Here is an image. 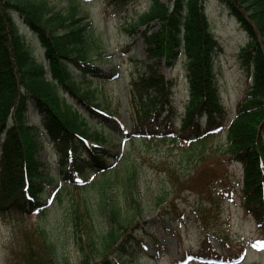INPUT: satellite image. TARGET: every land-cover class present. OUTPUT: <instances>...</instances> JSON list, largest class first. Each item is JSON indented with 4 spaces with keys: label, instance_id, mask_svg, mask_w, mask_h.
I'll list each match as a JSON object with an SVG mask.
<instances>
[{
    "label": "trees",
    "instance_id": "obj_1",
    "mask_svg": "<svg viewBox=\"0 0 264 264\" xmlns=\"http://www.w3.org/2000/svg\"><path fill=\"white\" fill-rule=\"evenodd\" d=\"M132 1L109 0L106 12L127 14ZM206 1L149 0L148 10L124 25L125 31L143 38L150 59L172 66L184 58L190 97L187 112L175 125L169 109L173 82L156 65H149L133 81L130 104L135 132L156 136L175 129L182 140L198 141L206 132L227 129L228 146L222 156L202 155L185 170L161 168L166 186L153 200L165 223L190 218L203 228L208 234L200 250L204 255L216 254L208 226L220 210L224 194L229 193L231 161L242 166L243 203L264 233V0H219L248 33L239 57L249 81L232 120L221 107L216 60L222 44L209 28ZM22 24L37 37L43 61L35 57ZM91 27L92 21L82 15L76 0H70L63 10H57L51 0H0V216L32 215L46 206L42 194L51 178L41 170L44 164L38 159L44 137L50 139L60 157L61 173L68 179L91 170L105 175L114 171L109 162L118 155L102 146L107 143L102 132L106 126L92 129L84 112L94 120L108 122L99 112L106 109L83 89L71 69L88 79L112 77L91 66L95 50ZM32 105L41 117L39 124L30 123ZM203 115L207 116V130L197 119ZM85 139L96 146L87 145ZM141 171L133 163L122 176L114 171L113 180L108 174L100 184L102 194L96 207L86 200L76 205L70 216L87 238L85 242L77 240L78 264H132L127 256L143 247L139 238L132 236L140 229L136 225L145 213L140 202ZM115 182H122L126 204L108 200L106 190ZM99 215L105 224L97 221ZM33 233L25 231L20 236L19 249L12 247L9 260L72 264L46 230L37 228ZM219 240L225 242L222 237Z\"/></svg>",
    "mask_w": 264,
    "mask_h": 264
},
{
    "label": "rangeland",
    "instance_id": "obj_2",
    "mask_svg": "<svg viewBox=\"0 0 264 264\" xmlns=\"http://www.w3.org/2000/svg\"><path fill=\"white\" fill-rule=\"evenodd\" d=\"M76 1L81 5L82 15L92 21L90 34L95 44L92 65L98 66L105 73H113L116 77L113 80L96 77L88 79L74 71L92 99L102 104L106 111L113 113L109 119L111 122L107 125L110 131H105L104 136L108 138V148L121 154L118 159L110 162L111 168L119 171L121 176L128 164L136 163L142 169L140 202L145 213L138 225L135 224L140 229L133 231L132 236L136 235L145 247L136 250L132 256L129 254L127 261L132 264H264V234L244 206L239 183L242 178L240 164L234 161L229 163L230 190L224 194L221 208L211 221L212 225L208 226L209 233L212 232L211 248L216 250V255L208 253L205 256L209 257L207 263L205 259L190 258L192 254L200 253L202 240L208 235L203 228L190 218L165 223L160 215V208L153 205L156 194L166 186L165 172L161 168L176 166L188 169L202 155L222 156L228 143L226 129L195 142L183 141L175 130L171 134L146 137H140L132 130L130 98L134 90L133 81L150 64H155L160 73L173 82L171 92L177 100L173 107L176 106L181 114H185L189 104L184 58L176 60L172 66H168L164 60L150 59L142 37L124 30L127 20L148 10L149 0H133L128 6L127 14L115 15L106 12L105 6L109 0ZM69 2L70 0H51L57 10L65 9ZM206 9L211 27L222 44L221 53L216 60L218 85L225 108L234 116L247 88L248 76L241 65L239 53L248 41V34L234 19L227 18L230 13L218 0H208ZM21 29L33 53L43 60L45 56L37 37L23 24ZM68 100L74 102L70 96ZM29 116L31 123L41 122L33 105ZM177 116L179 115L175 114L173 117L176 119L175 125L179 123ZM95 124L99 126L101 123L97 121ZM96 125L92 124V128ZM43 141L45 146L38 158L45 165L41 168L42 171L52 178V184L46 187L44 194L47 207L33 215L0 216V264H24L20 259L9 260V252L12 247L19 249L20 236L25 231L34 235L37 228L46 230L51 240L60 247V253L72 264H78L80 251L77 240L85 242L87 238L82 227L75 228L70 215L76 205H83L85 200L96 207L102 194L100 184L105 177L113 180L116 174L114 171L106 175L99 171H89L69 184L70 181L60 173L59 156L49 139L44 137ZM106 193L109 201L118 199L126 204L122 182H115ZM97 221L105 224L102 215L98 216ZM220 237L225 242L220 241ZM187 256L189 258L185 259Z\"/></svg>",
    "mask_w": 264,
    "mask_h": 264
}]
</instances>
